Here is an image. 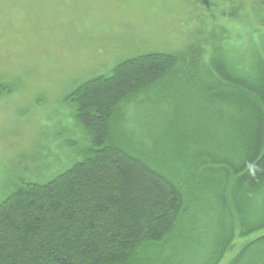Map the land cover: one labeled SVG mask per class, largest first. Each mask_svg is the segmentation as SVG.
<instances>
[{
	"label": "rangeland",
	"instance_id": "374dc122",
	"mask_svg": "<svg viewBox=\"0 0 264 264\" xmlns=\"http://www.w3.org/2000/svg\"><path fill=\"white\" fill-rule=\"evenodd\" d=\"M263 47L264 0H0V202L77 161L87 143L74 91L125 60L169 54L177 64L118 124L153 164L195 179L150 264H264V172L241 183L234 170L257 99L233 79H250Z\"/></svg>",
	"mask_w": 264,
	"mask_h": 264
},
{
	"label": "trees",
	"instance_id": "16d2710c",
	"mask_svg": "<svg viewBox=\"0 0 264 264\" xmlns=\"http://www.w3.org/2000/svg\"><path fill=\"white\" fill-rule=\"evenodd\" d=\"M257 59L250 79L233 77L257 99L245 139L252 148L234 168L241 183L264 172V54ZM175 64L169 54L141 55L70 95L87 144L64 172L46 183L19 181L0 202V264L153 261L155 243L180 220V202L190 196L194 175L174 163L153 164L118 124L122 106L161 82ZM221 68L227 71L223 63Z\"/></svg>",
	"mask_w": 264,
	"mask_h": 264
}]
</instances>
